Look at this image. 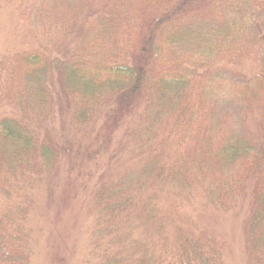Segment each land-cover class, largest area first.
I'll return each instance as SVG.
<instances>
[{"label": "trees", "instance_id": "obj_1", "mask_svg": "<svg viewBox=\"0 0 264 264\" xmlns=\"http://www.w3.org/2000/svg\"><path fill=\"white\" fill-rule=\"evenodd\" d=\"M41 4L52 11L43 22H59L73 43L60 44L57 54L41 48L0 55V100L15 108L13 115L0 117V191L18 201L0 213V264H31L26 221L35 186L58 172L62 158L81 154L82 139L93 133L101 114L111 112V125L117 126L139 101L142 111L131 131L135 153L143 155L139 166L95 192L96 232L107 238L97 264H224L214 235L183 226L171 235L161 201L177 195V205L192 204L203 195L212 207L229 211L249 190L243 231L249 253L260 254L264 70L246 78L200 73L193 66L261 47L264 0H106L97 8L83 0ZM132 5L139 6V21L128 16ZM219 90L239 97L243 114L258 113L257 132L218 135L221 124L213 111L205 112L202 99ZM169 122L186 145L162 162L166 141H156ZM139 229L150 230L152 238L136 237Z\"/></svg>", "mask_w": 264, "mask_h": 264}, {"label": "rangeland", "instance_id": "obj_2", "mask_svg": "<svg viewBox=\"0 0 264 264\" xmlns=\"http://www.w3.org/2000/svg\"><path fill=\"white\" fill-rule=\"evenodd\" d=\"M91 8L99 7L106 0H83ZM42 0H0V55L46 48L57 54L64 42L65 32L59 22H43L52 11L41 4ZM138 5L129 8L131 22L138 20ZM47 16V15H46ZM202 28H206L204 25ZM259 33L262 46H255L245 56L221 58L194 65L197 72L220 71L228 76L251 78L264 70V30ZM73 43V41L71 42ZM205 112L213 111L221 124L218 135L231 131L254 133L259 126V115L243 114V105L236 95L225 90L214 91L202 99ZM141 101L117 126H112L111 112L98 118L90 136L82 140L81 154L61 159L54 176L44 178L32 190L34 204L26 226L31 238V264H97L107 246V238H100L96 230L98 209L96 189L103 183L116 182L124 173L139 166L142 154L134 146L131 131L137 128ZM14 106L0 100V117L14 114ZM53 127L59 128L55 116ZM179 128L169 122L161 131L156 144L166 141L162 162L170 161L174 152L186 145L180 140ZM251 200L250 190L240 197L239 204L229 211L217 210L198 195L192 204L177 205L178 196L169 195L161 201L167 213L166 230L174 235L176 227L183 226L195 233L214 235L221 243L224 264H264V250L251 254L244 235L243 223ZM17 200L5 197L0 191V213L15 207ZM173 204V208L170 205ZM163 214V212H161ZM114 234V233H112ZM135 236L146 241L151 231L137 230Z\"/></svg>", "mask_w": 264, "mask_h": 264}]
</instances>
